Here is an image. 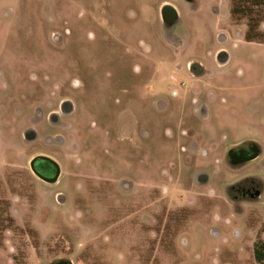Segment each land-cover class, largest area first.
Segmentation results:
<instances>
[{
  "label": "rangeland",
  "instance_id": "obj_1",
  "mask_svg": "<svg viewBox=\"0 0 264 264\" xmlns=\"http://www.w3.org/2000/svg\"><path fill=\"white\" fill-rule=\"evenodd\" d=\"M246 29L230 0H0V264H257L264 43ZM249 175L262 195L234 201Z\"/></svg>",
  "mask_w": 264,
  "mask_h": 264
},
{
  "label": "trees",
  "instance_id": "obj_2",
  "mask_svg": "<svg viewBox=\"0 0 264 264\" xmlns=\"http://www.w3.org/2000/svg\"><path fill=\"white\" fill-rule=\"evenodd\" d=\"M230 13L235 22H246V41L264 43V0H230ZM253 249L256 263L264 264V239H258Z\"/></svg>",
  "mask_w": 264,
  "mask_h": 264
},
{
  "label": "flooded vegetation",
  "instance_id": "obj_3",
  "mask_svg": "<svg viewBox=\"0 0 264 264\" xmlns=\"http://www.w3.org/2000/svg\"><path fill=\"white\" fill-rule=\"evenodd\" d=\"M258 152V157L262 150L259 145L253 141L246 142L240 145H237L234 148H230L228 151V157L230 162L239 160L241 157H248L253 152ZM53 169L46 167V172L51 173ZM208 177L203 180V184L208 182ZM229 194L234 201L242 200H254L259 198L262 195L263 188L262 182L254 176H246L237 181L235 184L231 185L229 188Z\"/></svg>",
  "mask_w": 264,
  "mask_h": 264
},
{
  "label": "water",
  "instance_id": "obj_4",
  "mask_svg": "<svg viewBox=\"0 0 264 264\" xmlns=\"http://www.w3.org/2000/svg\"><path fill=\"white\" fill-rule=\"evenodd\" d=\"M257 155L258 152L255 151L248 157H241L239 160L233 161L232 164L239 165L245 163L246 161L252 159L253 157H256ZM30 164L35 174L46 181L55 182L58 180L60 176L61 170L59 164L57 163V161H55L49 156L38 155L31 160ZM46 167H50L51 169H53L52 172L51 173L46 172ZM49 264H74V263L71 259L61 258L54 260Z\"/></svg>",
  "mask_w": 264,
  "mask_h": 264
},
{
  "label": "crops",
  "instance_id": "obj_5",
  "mask_svg": "<svg viewBox=\"0 0 264 264\" xmlns=\"http://www.w3.org/2000/svg\"><path fill=\"white\" fill-rule=\"evenodd\" d=\"M246 163V162H245ZM243 164V163H242ZM239 165H241V164H239Z\"/></svg>",
  "mask_w": 264,
  "mask_h": 264
}]
</instances>
